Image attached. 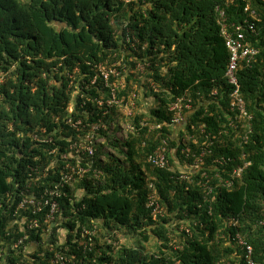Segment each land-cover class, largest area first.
I'll return each mask as SVG.
<instances>
[{
	"label": "trees",
	"instance_id": "16d2710c",
	"mask_svg": "<svg viewBox=\"0 0 264 264\" xmlns=\"http://www.w3.org/2000/svg\"><path fill=\"white\" fill-rule=\"evenodd\" d=\"M250 2L262 16L255 33L244 23L246 0H0V264H62L53 262L57 253L75 264H238L232 255L238 232L264 264V225L255 228L264 219V3ZM218 7L229 30L243 25L246 43L260 50L251 66L243 62L237 71L251 133L246 120L229 135L220 132L236 113ZM101 64L120 71V98L139 93L134 117L100 103L109 92ZM187 90L194 106L185 126L192 131L204 122L216 139L205 165L213 184L216 170L227 175L251 162L210 201L198 184L202 169L185 158L171 129L165 128L174 135L169 166L186 159L191 178L149 161L160 135L123 131L127 122L169 120L171 102ZM102 122L115 128L98 131L95 153L71 154L72 142ZM223 155L233 158L225 167L212 161ZM73 167L86 171L60 187L52 220L51 205L21 207L25 199L50 198L48 191ZM154 191L165 207L158 218L148 206Z\"/></svg>",
	"mask_w": 264,
	"mask_h": 264
},
{
	"label": "built area",
	"instance_id": "2783aa9c",
	"mask_svg": "<svg viewBox=\"0 0 264 264\" xmlns=\"http://www.w3.org/2000/svg\"><path fill=\"white\" fill-rule=\"evenodd\" d=\"M264 3V0H260ZM220 10V14L223 16V28L222 33L224 34L227 46L230 50V60L229 66L226 72V77L228 82L234 86L230 93L231 103H230V111L236 113V116L232 118L230 114L228 123L222 125L221 133L226 135L230 134V130L232 128H238V124L242 120H246V127L248 128V133L253 131L251 119L252 115L249 114L247 111L246 101L242 96L241 87L238 79L237 71L239 69V65L245 62L248 66H251L258 56L260 50L256 46H252L246 43V35L244 33L243 25H236L232 23V28L235 27V32H231L229 30L230 25L227 23L226 17L224 16V12ZM244 14H245V21L246 27L252 33L257 32V24L258 22L262 21V16L257 8H254L250 0H246L244 5ZM140 70H144L145 67L139 65ZM99 74L104 79L105 85L109 89L108 95L102 100L100 103L106 104V106H115L117 109L124 114L126 118H131L135 116L136 113V100L134 99L139 95V93L133 92L132 98L128 101H124L123 98L118 96V92L122 89L123 83L120 77V71L115 66H107L105 64H101L99 66ZM97 78L93 79V83H95ZM153 87L155 88L156 85L153 83ZM156 89V88H155ZM213 96L218 95V90L213 89L212 93ZM200 95V94H199ZM194 106V101L191 95L189 94L188 90L179 96H177L170 104L169 110L172 114L169 120L164 121H150L148 119H140L138 123L133 124L131 122H127L123 125V131L126 133L128 132H135L139 129L145 131L146 139L150 138L151 136L157 134L160 135V140L155 148L148 154L149 161L161 168H167L172 172L180 171L178 174L181 178L187 179L191 178V174L187 172V160L192 161L193 168L202 169L201 170V178L198 181V184L202 186L203 189V199L205 201H210L211 195L214 193V190L220 185L225 187H232L234 180L232 178H241L245 170L250 166V161H245L243 164L237 165L234 169L230 170L227 175H223L220 170H216L214 178H218L219 183L216 186L213 184L211 180V176L209 175L208 171L205 170V165L207 164V157L213 153V149L216 145V139H214L213 134L210 131H207L206 123H198L191 125V130L185 126V121L187 118V112L192 109ZM109 112V108L105 111L104 114ZM83 124L81 120L76 121L74 126H80ZM180 129V133L176 135L175 139H179L181 144L182 153L185 155V161L183 160L182 163H178V166H169V151H170V142L174 135L168 134L165 132V128L168 130L171 129L173 132L174 129L177 127L182 126ZM112 127L108 126L107 124L99 123L94 124L92 126V130L87 133L86 136L82 137L78 141L72 142L70 145V153L75 155H84L90 154L93 155L96 151V142L98 141V131L102 130H113L115 125H111ZM79 128V127H78ZM199 130V133L197 132ZM175 131V130H174ZM203 137V142H200V138ZM37 138V136H36ZM244 140L248 141V136L244 137ZM148 141L144 140L142 143V147H147ZM192 144H199L200 149L199 151H192L190 146ZM64 155L67 158V155ZM244 155L241 157L243 158ZM232 157H225L224 155L212 160L214 163H218L223 165L224 167L232 162ZM178 169V170H177ZM85 169L79 168L78 170L75 167L72 168L73 173L64 174L62 177L61 183H58L54 189L48 191L50 198L45 199L43 202H37L35 199H25L21 207H24L26 204L30 203L33 204L36 209L40 210L41 206L51 205V213L49 214V219H53L54 213L58 210V202L55 200V197L59 195V189L63 186L64 182H70L73 179V174L78 173L80 176H83L85 173ZM154 184L151 183L150 187H153ZM148 206L152 208V212L155 218H158L160 215H164L165 207L160 202L158 196L156 195V191L150 192L148 198ZM210 214L212 213V208L209 209ZM238 220L235 218L232 219V225L237 226ZM195 225L198 224V221L194 222ZM37 222L35 221V224ZM258 225H264V219L259 220L255 223V228ZM181 229L187 231V233L192 234V231L189 225H182ZM23 239L20 240L19 243H22ZM234 245L236 246L232 252L234 257L239 258L238 264H258L254 257L255 248L253 244L243 235L241 232H238L236 235L233 236ZM54 263H62V264H75L70 259L63 257L60 253H57L56 256L53 258ZM220 264H229L228 261L224 259L221 260Z\"/></svg>",
	"mask_w": 264,
	"mask_h": 264
},
{
	"label": "crops",
	"instance_id": "0c3cea01",
	"mask_svg": "<svg viewBox=\"0 0 264 264\" xmlns=\"http://www.w3.org/2000/svg\"><path fill=\"white\" fill-rule=\"evenodd\" d=\"M182 127H183V125H182V126H179V127H177V129H178V130H175V129H174V130H175V131L173 130L174 134H175V135H178V133H179V130H180V129H182Z\"/></svg>",
	"mask_w": 264,
	"mask_h": 264
},
{
	"label": "clouds",
	"instance_id": "9594fccd",
	"mask_svg": "<svg viewBox=\"0 0 264 264\" xmlns=\"http://www.w3.org/2000/svg\"><path fill=\"white\" fill-rule=\"evenodd\" d=\"M247 169H248V168H247ZM247 169H246V170H247ZM246 170H245V171H246ZM243 174H244V173H243ZM242 176H243V175H242Z\"/></svg>",
	"mask_w": 264,
	"mask_h": 264
}]
</instances>
